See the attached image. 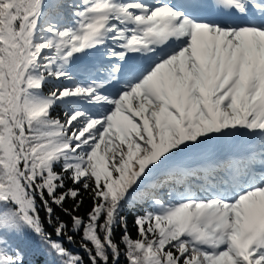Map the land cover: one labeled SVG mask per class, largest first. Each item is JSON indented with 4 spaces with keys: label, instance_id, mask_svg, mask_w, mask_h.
I'll list each match as a JSON object with an SVG mask.
<instances>
[{
    "label": "snow or ice",
    "instance_id": "snow-or-ice-1",
    "mask_svg": "<svg viewBox=\"0 0 264 264\" xmlns=\"http://www.w3.org/2000/svg\"><path fill=\"white\" fill-rule=\"evenodd\" d=\"M0 264H264V0H0Z\"/></svg>",
    "mask_w": 264,
    "mask_h": 264
},
{
    "label": "trees",
    "instance_id": "trees-1",
    "mask_svg": "<svg viewBox=\"0 0 264 264\" xmlns=\"http://www.w3.org/2000/svg\"><path fill=\"white\" fill-rule=\"evenodd\" d=\"M66 206L70 207L71 206V202H69V204L66 205ZM89 208H90V201H87L86 200L84 206L80 209L79 214L80 215H85L87 213V211L89 210ZM57 214L60 215L62 219L68 220V217L64 216V214L61 213L59 211V209H57ZM41 215H43V213H41ZM133 217H134V214L133 213H129L128 214L129 229L131 231V235H132L133 239H135L136 238V229L132 226ZM48 231L49 232H52L53 230L51 228H48ZM120 235H121V233L120 232H117V240H119ZM55 238H56L55 237V234L53 233V239H55ZM79 239H80V237L77 236L76 237V240L79 241ZM72 246H74V245L65 243V247L68 248L70 251H72L71 250V247ZM72 252H79L84 257L85 262H87L88 257L86 255H84V253H83L82 250L79 249L78 251H72ZM121 259L123 260V258H121Z\"/></svg>",
    "mask_w": 264,
    "mask_h": 264
},
{
    "label": "rangeland",
    "instance_id": "rangeland-1",
    "mask_svg": "<svg viewBox=\"0 0 264 264\" xmlns=\"http://www.w3.org/2000/svg\"><path fill=\"white\" fill-rule=\"evenodd\" d=\"M71 250H72V251H78L79 249H78V247L76 248V246H72V247H71Z\"/></svg>",
    "mask_w": 264,
    "mask_h": 264
}]
</instances>
